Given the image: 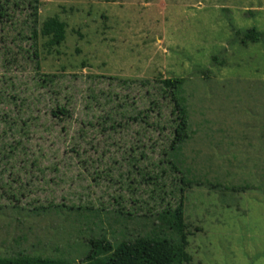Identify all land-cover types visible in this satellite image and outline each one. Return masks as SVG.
<instances>
[{
  "label": "rangeland",
  "instance_id": "374dc122",
  "mask_svg": "<svg viewBox=\"0 0 264 264\" xmlns=\"http://www.w3.org/2000/svg\"><path fill=\"white\" fill-rule=\"evenodd\" d=\"M34 3L10 0L11 19L0 22V136L9 137L2 114L18 118L41 163L0 183V256L81 264L93 238L162 230L157 214L180 202L182 174L168 171L162 187L132 183L122 152L111 150L116 163L104 154V129L112 107L151 99L164 125L158 79L178 77L194 132L177 165L191 180L182 194L189 264H264V0H39L37 25ZM51 17L66 25L62 45L40 33ZM252 27L263 39L242 46L235 30ZM10 190L25 195V210L11 209ZM48 205L62 207L30 212Z\"/></svg>",
  "mask_w": 264,
  "mask_h": 264
},
{
  "label": "trees",
  "instance_id": "16d2710c",
  "mask_svg": "<svg viewBox=\"0 0 264 264\" xmlns=\"http://www.w3.org/2000/svg\"><path fill=\"white\" fill-rule=\"evenodd\" d=\"M10 0H0V19H11L9 15ZM35 25L39 15V0H35ZM16 6V3H15ZM236 37H239L240 44L247 46L248 43L257 44L263 38L261 33L254 27L245 32L235 30ZM35 46L39 34L33 31ZM41 35L49 40L50 45H62L66 39V25L58 17H51L43 22L40 31ZM38 57V56H37ZM217 60V57H213ZM158 96L168 105V113L165 124L153 121L152 113L158 104L151 101L135 110L129 111L123 107H112L107 114L110 121L104 131L109 132L106 151L117 150L122 152V160L127 161L129 170L127 177L133 182L141 178L142 182L150 183L154 187H162L165 183L168 171L182 174L180 183V202L176 207H166L157 214V220L162 223V230L151 235L137 236L132 239L118 240L114 243L105 235L93 238L87 243L88 253L84 255L81 264H189L191 257L186 252L188 246V231L183 205L185 188L191 186V180L179 169L178 163L182 162L181 155L185 145L192 139L194 132L191 127L190 105L186 93L187 79L170 77L158 79ZM2 100L0 99V103ZM148 105V106H146ZM54 109L53 114L65 113V110ZM57 110V111H56ZM2 119L6 123L8 138L0 136V183L3 178L12 177L14 171L30 170L35 168L41 170V163L37 155L29 145H26L24 138H28V131L25 130V123L20 124L16 118L13 121L11 115L2 114ZM160 138L156 140L155 134ZM121 135L120 138L117 136ZM158 152V160L150 165H141L148 157L146 152L152 154ZM116 153V152H115ZM103 154V155H104ZM117 154V153H116ZM114 163L118 162L113 158ZM113 163V162H112ZM113 163V164H114ZM56 171V168L53 167ZM188 172V171H185ZM111 173L110 170L107 172ZM132 173H135L132 175ZM16 179H14L15 181ZM200 185V182L197 183ZM131 186V184H129ZM165 185V184H164ZM3 186V185H2ZM0 186V189L3 187ZM11 199L16 203L12 205L13 210H25L17 205L25 195L20 191L10 190ZM62 206L38 207L30 212L47 211L60 209ZM73 210V207H69ZM80 211V209H78ZM131 214L128 213V217ZM168 231V232H165ZM0 264H77L74 260L63 257H49L42 255H32L25 251H20L13 255L0 256Z\"/></svg>",
  "mask_w": 264,
  "mask_h": 264
}]
</instances>
